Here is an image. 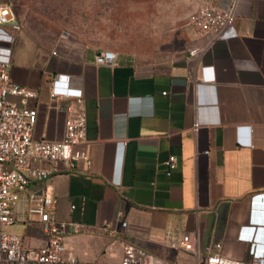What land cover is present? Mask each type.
Instances as JSON below:
<instances>
[{
  "label": "crops",
  "instance_id": "obj_1",
  "mask_svg": "<svg viewBox=\"0 0 264 264\" xmlns=\"http://www.w3.org/2000/svg\"><path fill=\"white\" fill-rule=\"evenodd\" d=\"M0 5L17 20L6 27L16 38L12 80L37 92L28 101L38 112L34 137L64 140L72 100L53 96L58 76L69 78L62 91L79 89L84 98L90 165L59 162L25 193L58 197L57 219L83 226L66 240V259L118 262L134 244L169 263L195 264L193 253L171 247L186 234L198 235L203 256L221 244L226 257L247 260L256 236L264 249V0L221 4L234 9L235 22L200 63L189 58L204 43L194 18L145 53L72 31L42 46L30 38L29 4ZM103 50L116 53L117 65L97 63ZM202 67H211L212 80ZM34 220L19 234L39 247L45 235ZM108 224L117 238L104 233Z\"/></svg>",
  "mask_w": 264,
  "mask_h": 264
},
{
  "label": "built area",
  "instance_id": "obj_2",
  "mask_svg": "<svg viewBox=\"0 0 264 264\" xmlns=\"http://www.w3.org/2000/svg\"><path fill=\"white\" fill-rule=\"evenodd\" d=\"M17 22L10 6L0 5V264H87L71 257L66 259V240L72 235L82 233L80 223L60 221L56 217L59 199L50 195L29 194L26 189L33 183L48 180L53 167L65 163L75 168L76 163L84 160L90 165L86 151L87 117L84 109L82 91L61 86L69 84V78L57 77L54 97L72 100L66 107L68 118L65 122V135L62 142H50L34 137L38 112L28 107V101L37 97V92L16 84L11 77L13 47L16 38L6 28ZM235 22L234 9L222 10L216 6H204L193 19L194 26L200 31L204 43L189 49V58L200 63L216 42L222 39L225 31ZM98 64L115 66L117 55L112 50L98 54ZM211 67H202L204 80L213 79ZM209 73V74H208ZM209 75V76H208ZM21 98L16 102L13 98ZM200 124H194L197 132ZM176 158L168 161L170 169L176 166ZM170 174V173H169ZM33 217L35 225L45 235L42 246L27 245L21 234L7 232V229L28 223ZM123 223L122 227H126ZM104 233L115 239L118 230L108 224ZM256 236L250 238L247 260L226 257L221 244H215L206 256L200 251L198 235H182L171 243L175 249H183L195 256V264H264V249ZM114 245L108 246L112 252ZM88 264H177L169 263L134 244H125L123 256L118 262Z\"/></svg>",
  "mask_w": 264,
  "mask_h": 264
},
{
  "label": "rangeland",
  "instance_id": "obj_3",
  "mask_svg": "<svg viewBox=\"0 0 264 264\" xmlns=\"http://www.w3.org/2000/svg\"><path fill=\"white\" fill-rule=\"evenodd\" d=\"M226 0H22L28 12L30 38L48 46L65 31L82 38H101L146 53L162 46L191 21L199 8L219 7ZM7 232L22 233L12 226Z\"/></svg>",
  "mask_w": 264,
  "mask_h": 264
}]
</instances>
